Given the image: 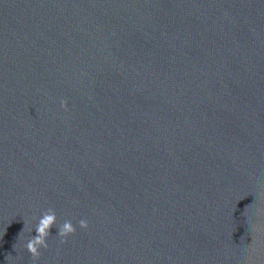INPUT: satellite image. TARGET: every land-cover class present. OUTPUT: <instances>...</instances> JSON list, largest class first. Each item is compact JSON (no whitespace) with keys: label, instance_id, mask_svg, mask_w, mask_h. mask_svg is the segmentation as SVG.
Segmentation results:
<instances>
[{"label":"water","instance_id":"water-1","mask_svg":"<svg viewBox=\"0 0 264 264\" xmlns=\"http://www.w3.org/2000/svg\"><path fill=\"white\" fill-rule=\"evenodd\" d=\"M263 79L264 0H0V264H140Z\"/></svg>","mask_w":264,"mask_h":264},{"label":"clouds","instance_id":"clouds-1","mask_svg":"<svg viewBox=\"0 0 264 264\" xmlns=\"http://www.w3.org/2000/svg\"><path fill=\"white\" fill-rule=\"evenodd\" d=\"M56 220L55 213L52 210L45 212L35 224L34 228L30 232V238L27 240L25 247L27 251L32 255L33 258H37L42 248L48 247V238L50 236V229L54 226ZM81 228H87V221L82 219L79 221ZM58 230V236L67 237L70 233L74 232L75 229L70 221H65ZM35 231L36 235L32 233Z\"/></svg>","mask_w":264,"mask_h":264}]
</instances>
